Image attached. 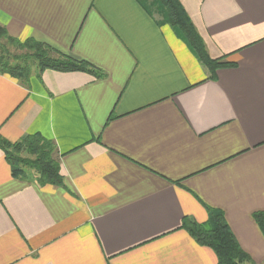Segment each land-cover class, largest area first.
<instances>
[{
	"label": "crops",
	"instance_id": "crops-1",
	"mask_svg": "<svg viewBox=\"0 0 264 264\" xmlns=\"http://www.w3.org/2000/svg\"><path fill=\"white\" fill-rule=\"evenodd\" d=\"M214 77L159 0H0V24L89 62L0 73V137L55 144L63 186L0 149V264H217L181 228L218 211L264 264V0H179Z\"/></svg>",
	"mask_w": 264,
	"mask_h": 264
},
{
	"label": "trees",
	"instance_id": "trees-1",
	"mask_svg": "<svg viewBox=\"0 0 264 264\" xmlns=\"http://www.w3.org/2000/svg\"><path fill=\"white\" fill-rule=\"evenodd\" d=\"M159 2L167 14L169 23L181 32L201 63L209 71L210 77L213 78L216 70L220 68L235 65L233 62L226 61L225 57L214 59L208 56L203 41L179 0H159ZM7 46L17 50H26L27 53L13 55ZM25 58L29 60L25 61ZM33 69L37 73L45 69H52L56 71H82L96 78L104 76L101 70L89 62L75 59L44 42L33 38L19 41L10 36L0 24V73L26 82ZM0 149L11 166L13 177L23 178L28 171H32L35 180L41 185L63 186V176L60 173L59 161L55 157L56 148L52 140L43 138L38 134H28L16 142H9L0 137ZM207 210L210 214L208 223H197L188 217H184L181 228L186 230L197 244L210 248L216 255L217 264L250 262L249 255L238 244L223 215L210 208ZM253 219L264 236V211L254 212Z\"/></svg>",
	"mask_w": 264,
	"mask_h": 264
},
{
	"label": "rangeland",
	"instance_id": "rangeland-1",
	"mask_svg": "<svg viewBox=\"0 0 264 264\" xmlns=\"http://www.w3.org/2000/svg\"><path fill=\"white\" fill-rule=\"evenodd\" d=\"M8 50L13 54V55H24L27 53L26 50H17V49H14L10 46H7ZM25 61H28L29 59L28 58H25L24 59ZM11 61V60H10ZM12 63H14L13 61H11ZM20 63V61H18ZM23 155H26L25 153H22ZM242 264H252L251 262H245V263H242Z\"/></svg>",
	"mask_w": 264,
	"mask_h": 264
}]
</instances>
